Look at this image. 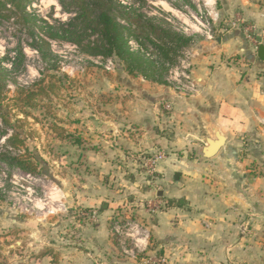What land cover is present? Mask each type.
<instances>
[{"label":"crops","instance_id":"crops-1","mask_svg":"<svg viewBox=\"0 0 264 264\" xmlns=\"http://www.w3.org/2000/svg\"><path fill=\"white\" fill-rule=\"evenodd\" d=\"M207 3L215 35L200 36L193 48L196 94L180 96L124 65L115 73L117 80H110L116 97L104 108L95 91L80 87L76 95L81 91L86 110L75 119L59 117V129L49 130L64 149L60 165L71 153L78 164L73 180L61 177L72 184L60 196L87 212L113 198L127 201L126 217L147 236L137 250L143 256L162 252L167 264H264V60L258 57L264 45V0ZM237 14L256 26L257 48L242 32L224 29ZM218 135L223 147L206 158L204 150ZM159 152L165 154L159 176L149 179L142 160ZM148 200L147 207L137 204ZM104 206L97 224L77 225L74 249H68L66 235L56 252L46 236V264H115L119 248L108 226L115 212L112 204ZM146 257L137 263L125 256L126 263L118 264H145Z\"/></svg>","mask_w":264,"mask_h":264},{"label":"rangeland","instance_id":"rangeland-1","mask_svg":"<svg viewBox=\"0 0 264 264\" xmlns=\"http://www.w3.org/2000/svg\"><path fill=\"white\" fill-rule=\"evenodd\" d=\"M60 1L68 4L67 10L60 4ZM126 1L136 11L148 17L171 20L175 23V32H186L190 36H195L197 41L199 40L201 35L196 34L198 28L194 24L188 22L192 29L183 25V22H186L188 10L184 9L181 3L176 7H171L169 1L166 0H144L145 5L141 4L139 0ZM190 1L193 2L194 8L205 12L204 2H208V0ZM69 4H71V0H36L35 10L41 19H47L56 25L58 22L67 23L77 16L76 6H70ZM189 5L188 2L187 6ZM20 24L26 29V33H22L30 36L33 32L31 23L26 24L25 21L20 20ZM22 33L15 32L12 27H0V55L2 57L7 54H10V57L13 56V51L17 46V38L23 36ZM52 50L58 55L57 59L45 66L42 64L38 53H34V50L25 45L28 62L27 72L18 75V81L21 85L30 86L43 76H52V74H56L60 78L63 75H70L72 82L63 79L61 84L58 83L59 94H52L51 101L46 99L45 111H42V108L32 110L33 119L24 120V129L18 131L22 134L27 147L42 159L38 174L33 176L32 179H28L24 174L19 173L16 168L10 169L5 164L1 166L3 170L0 171V190L2 189L3 191L0 199V264H46V236L54 242L56 246L54 251L56 252H58V240L66 235L68 237V249H74L77 246L74 240L77 225H80L83 221L90 225L97 224L99 222L98 212L100 213L104 209L105 204H112V210L115 212V215L108 217L110 218L108 226L110 235L113 237V242L117 248L119 246L112 233L113 223L120 222L123 224L128 219H134L131 216L126 217L127 201L120 200L121 198H113L110 203H103L102 209L87 212L89 209L85 210L81 206L69 205L60 196L63 193V188L72 184V181L67 182V184L64 183L61 177L67 175V179L73 180L77 175L78 164L75 161V153H71L68 160L63 161L64 165H60L64 149L59 146L57 140L49 136V130L53 129L54 126L58 127L55 124V120H58L59 117L76 118L77 113L83 108L79 100L81 91L86 93L90 92V90L95 91V99L103 105V108L109 101L115 99L116 94L114 93L116 91L111 90L110 80H117L115 73L121 68V64L115 59L114 69L107 71L105 68L106 64L100 59L88 57L78 47L68 43H54ZM56 67L60 68L57 73L54 71ZM49 68L53 70L47 71L46 69ZM88 72H90L88 74L90 79H85V75ZM51 81L57 83L56 79H51ZM80 81L84 84L80 85ZM80 87L82 89L77 96L76 94H78ZM14 90L12 88L10 96H14ZM4 145L5 141L2 140L0 147L3 151L5 150ZM20 150L24 151L23 149ZM10 151L20 152L14 149ZM144 157L148 158L149 155ZM142 167L145 177L147 176L150 179L151 175L149 176L148 168L144 164H142ZM8 173L11 177H9ZM158 176L159 173L157 171L153 177ZM8 184H10V188L7 187ZM156 188H161V185H157ZM120 189L123 188L119 187L114 191H120ZM124 189L126 190V188ZM154 200L157 201L156 198ZM149 201H138L137 204L144 203V207H147ZM44 205L46 206L44 207ZM151 208H154L153 203ZM77 211H79V216ZM50 212L54 213L51 214ZM71 212H76V214H71ZM83 212L90 214L91 222L87 220L89 219L87 216L84 217ZM11 221H15L16 225L14 223L11 225ZM106 221L107 219L105 223ZM68 251L72 252V250ZM102 251L100 256L104 254L105 250ZM138 255L136 256L137 260ZM114 256L115 259L113 261L115 264L119 262L126 263V258L120 248Z\"/></svg>","mask_w":264,"mask_h":264},{"label":"trees","instance_id":"trees-1","mask_svg":"<svg viewBox=\"0 0 264 264\" xmlns=\"http://www.w3.org/2000/svg\"><path fill=\"white\" fill-rule=\"evenodd\" d=\"M139 1L145 5L144 0ZM182 1L186 4L189 2L194 8L190 0ZM35 2L36 0H0V27H12L15 32L26 33L20 20L26 24L31 23L33 27L30 36L22 33L23 36L17 38L13 56H0V142L6 138L5 150L0 147V171L5 164L10 169L18 168L31 175L38 174L42 159L27 147L18 131L24 129V120L33 119L32 110L42 108L45 111L46 99L51 101L52 94H59L58 83L61 84L63 79L72 82V78L68 75L60 78L52 74L43 76L30 86L21 85L18 75L27 72L25 45L38 53L45 66L58 56L52 50V42H62L78 47L86 56L94 59H117L131 74L138 73L150 81L164 84L166 64L174 65L179 53L190 46L192 41L190 37L175 32L167 20L148 17L132 6L122 5L120 0H71L69 5L76 6L77 16L67 23L55 22L56 25L40 18L35 10ZM60 4L67 10L68 4L63 1ZM130 36L143 47L153 44V40L159 42L158 63L138 53H131L128 47ZM54 71L57 73L60 68L56 67ZM51 79H56L57 83ZM12 88L15 89L14 96H10ZM55 121L58 122L57 119ZM53 129L59 128L54 126ZM8 148L20 152H11ZM8 175L11 177L9 173ZM7 187L10 188V184ZM2 191L1 189L0 199ZM143 257L146 256L138 255L137 261ZM156 258H163L162 252H158Z\"/></svg>","mask_w":264,"mask_h":264},{"label":"built area","instance_id":"built-area-1","mask_svg":"<svg viewBox=\"0 0 264 264\" xmlns=\"http://www.w3.org/2000/svg\"><path fill=\"white\" fill-rule=\"evenodd\" d=\"M121 4L127 7L131 5L126 0H120ZM169 1V5L171 7H176L183 5L184 9H187L186 19H191V23L194 24L198 29L196 31L197 35L205 36L206 38L212 39L215 35V26L212 24V19L209 12L207 11L208 3L204 2L205 12L198 10L197 8H192L190 5L187 4L182 0H166ZM181 13V12H180ZM182 14V13H181ZM174 28L175 23L169 19H166ZM183 25L186 28L192 29L188 23ZM224 29H231V30H238L243 33L246 40L251 44L254 45L256 48L260 45L258 38H257V28L254 24L245 20L240 14L235 15L231 20H229L225 25ZM175 30V28H174ZM187 31V29H186ZM182 33V32H180ZM187 37L192 39L190 46L184 48L177 58V62L174 65L166 64L167 71L163 77L164 84L171 88L176 94L180 96H191L198 92V88L194 79V63H193V48L197 44V40L195 36H190L186 32L182 33ZM153 44H149L146 47H143L134 37L130 36L128 38V47L131 53H138L144 56L146 59L155 61L158 63L159 58V50L157 47L160 45L159 42L153 40ZM55 42H52V46ZM26 52V51H25ZM34 53H37L34 51ZM1 56V55H0ZM2 57V56H1ZM100 59L105 65L107 71H112L114 69V60L107 59L103 60ZM166 110H171L172 107L170 104L165 106ZM3 141L6 138L2 139ZM1 140V141H2ZM9 150H12L9 148ZM165 159L164 153H156L153 155H149L148 158H144L143 164L148 168L149 176L153 177V175L157 172V167L160 162ZM18 169V168H16ZM19 173L24 174V176L28 179H32L33 176L31 174L23 173L20 169L17 170ZM46 205H44L45 207ZM45 209V208H44ZM42 211V210H39ZM53 214L54 212H50ZM112 233L117 241L119 248L121 249L122 253L127 256L128 258L137 261V255L141 254L138 253L137 250L140 248V242L145 240L147 236L144 235L143 227L136 222L134 219H128L125 223L121 224L120 222H114L112 225ZM145 264H167L166 258H148L145 260Z\"/></svg>","mask_w":264,"mask_h":264},{"label":"water","instance_id":"water-1","mask_svg":"<svg viewBox=\"0 0 264 264\" xmlns=\"http://www.w3.org/2000/svg\"><path fill=\"white\" fill-rule=\"evenodd\" d=\"M258 57L264 60V45L259 46L258 48ZM224 145V138L220 135L217 136L216 141H210L208 147L204 150V156L206 158H212L215 156L219 150ZM179 174L176 175V179L178 178ZM161 193V192H160ZM162 194H159L161 196Z\"/></svg>","mask_w":264,"mask_h":264}]
</instances>
